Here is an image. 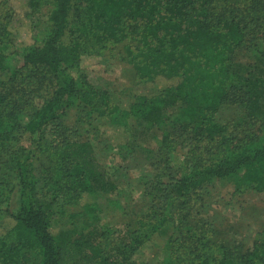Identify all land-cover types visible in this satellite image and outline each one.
<instances>
[{"label": "trees", "instance_id": "1", "mask_svg": "<svg viewBox=\"0 0 264 264\" xmlns=\"http://www.w3.org/2000/svg\"><path fill=\"white\" fill-rule=\"evenodd\" d=\"M24 2L32 12L47 7V30L40 46L25 47L19 55L10 21H0V153L10 157L16 194L15 207L6 215L10 225L0 232V264H135L103 255L109 232L99 225L95 204L99 192L112 193L113 187L92 145L66 136L49 142L47 135L70 132L62 121L74 105L93 129L96 123L122 132L134 118L151 126L180 125L214 141L226 131L220 114L227 92L239 86L246 90L249 112L262 114L258 101L264 99V77L233 58L249 37L264 41V0ZM108 45L121 49V61L132 66L143 86L127 106L112 104L83 75L82 58ZM13 55L30 71L26 77L5 68ZM158 80L166 84L160 90ZM29 83L40 86L32 99L14 91ZM43 154L50 162L44 187L34 166ZM223 181L235 190L264 192V138L198 164L169 185L177 197L187 198ZM86 197L95 201L85 202ZM67 206L79 212L70 215V226L62 231L59 222ZM139 224L125 246L131 254L164 221ZM197 264L212 262L203 258ZM213 264H264V242L245 254L224 250Z\"/></svg>", "mask_w": 264, "mask_h": 264}, {"label": "rangeland", "instance_id": "2", "mask_svg": "<svg viewBox=\"0 0 264 264\" xmlns=\"http://www.w3.org/2000/svg\"><path fill=\"white\" fill-rule=\"evenodd\" d=\"M46 11L45 6L32 12L24 0H0V21H10L9 30L19 55L25 47L42 44L47 30ZM120 52L118 46L96 48V52L82 58L81 67L94 89L107 93L112 104L127 106L136 94L143 93V86L132 66L121 61ZM233 62L252 67L264 77V41L249 37ZM4 66L9 73L23 78L30 74L17 55L7 58ZM165 85L160 80L155 84L158 90ZM27 87L20 84L14 91L32 99L40 89L33 83ZM245 93L243 86L227 92L228 101L220 114L226 131L214 141L199 138L190 130L184 132L180 125L151 126L134 118L122 132L96 123L93 129L74 105L62 121L70 132L49 131V142L65 136L89 142L106 171L113 192H99L95 204L98 223L109 232L101 246L104 256L112 253L111 259L135 264H197L203 258L213 264L224 250L245 254L264 242V192L248 187L235 190L231 182L223 181L209 183L189 197L180 198L169 185L172 178L198 164L214 161L249 139L264 138V99L258 101L262 114H251ZM24 121L25 117L21 123ZM17 146H24V142L19 139ZM9 159L8 154L0 153V232L10 225L6 215L16 203ZM48 163L46 154L34 163L42 187ZM94 201L91 197L85 199L88 203ZM63 212L59 229L65 231L71 223L70 215L79 209L67 206ZM158 220L164 224L137 253L131 254L125 246L139 223L148 225Z\"/></svg>", "mask_w": 264, "mask_h": 264}]
</instances>
